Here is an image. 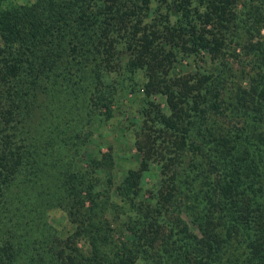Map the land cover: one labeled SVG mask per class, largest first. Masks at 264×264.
<instances>
[{
  "label": "trees",
  "instance_id": "16d2710c",
  "mask_svg": "<svg viewBox=\"0 0 264 264\" xmlns=\"http://www.w3.org/2000/svg\"><path fill=\"white\" fill-rule=\"evenodd\" d=\"M0 264H264V0H0Z\"/></svg>",
  "mask_w": 264,
  "mask_h": 264
},
{
  "label": "rangeland",
  "instance_id": "374dc122",
  "mask_svg": "<svg viewBox=\"0 0 264 264\" xmlns=\"http://www.w3.org/2000/svg\"><path fill=\"white\" fill-rule=\"evenodd\" d=\"M16 2H24L27 0H13ZM123 55V53H122ZM125 58V56H124ZM126 92L121 91L117 94L116 99L111 102L113 108V116L107 121L97 124L93 136H91V140L89 142L91 148L97 149L98 147L101 150H107V148L112 145L117 151L115 155V166L117 168V175H121V172L128 167L129 165H133L140 159L137 154L135 148L130 149V154L125 155L121 154V151H124L128 148L126 145L124 146V142L120 137L121 132L123 131L127 123H129V118H132L134 114V110L136 111L137 106L140 101L133 102L135 105H131L129 98H133L134 94L130 89L125 88ZM156 102H159L161 105H164V97L162 95H153ZM121 147L122 149H120ZM126 147V148H125ZM150 169H148L143 176V186L151 184L158 175V166L157 163H151L149 165ZM123 169V170H122Z\"/></svg>",
  "mask_w": 264,
  "mask_h": 264
}]
</instances>
